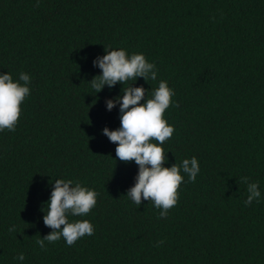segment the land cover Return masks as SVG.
<instances>
[{
	"label": "trees",
	"instance_id": "1",
	"mask_svg": "<svg viewBox=\"0 0 264 264\" xmlns=\"http://www.w3.org/2000/svg\"><path fill=\"white\" fill-rule=\"evenodd\" d=\"M106 47L145 54L156 80L95 93ZM5 73L29 75L30 95L15 130H0V264H264V0H0ZM161 81L174 91L164 166L195 157L200 167L195 182L181 169L165 217L126 195L140 166L116 158L103 132L121 126L109 99L143 86L145 103ZM61 178L99 193L86 216L68 215L94 234L41 248ZM254 182L261 195L245 205Z\"/></svg>",
	"mask_w": 264,
	"mask_h": 264
},
{
	"label": "clouds",
	"instance_id": "2",
	"mask_svg": "<svg viewBox=\"0 0 264 264\" xmlns=\"http://www.w3.org/2000/svg\"><path fill=\"white\" fill-rule=\"evenodd\" d=\"M106 55L98 58L95 63L102 69V74L96 75L90 82L95 93L101 92L105 85L109 87L121 82L126 85L129 80L138 77L156 80L155 65L147 61L145 54L129 55L125 49L109 50ZM20 81H14L10 73L0 74V130L14 131L21 115V103L30 95V77L21 73ZM143 86L124 87L122 95L109 99L108 109L120 103L121 126L112 130L105 127L103 132L110 140L117 143L116 158L120 161H135L140 166L137 182L126 194L133 203L140 205L142 197L154 202L155 207L162 208L160 217H165L170 208L178 203V189L184 180L181 169L188 175L189 181L195 182L200 171L197 158L184 159L181 165L174 164L165 167L167 155L161 146L172 137L174 126L164 117L165 110L172 104L173 89L167 81H161L152 98L145 103L140 101L145 97ZM96 102V101H95ZM152 140L159 143H152ZM247 183V177H241ZM248 198L245 205L261 195L257 183L248 184ZM99 193L71 179H56L50 201L46 202L44 221L52 231L43 239L36 241L41 248L44 241L56 242L63 237L68 246H72L81 237L94 234V226L88 220L69 222L68 215L86 216L97 203ZM64 226L61 228V226ZM15 229H9L14 231ZM17 259L23 260L21 253Z\"/></svg>",
	"mask_w": 264,
	"mask_h": 264
}]
</instances>
